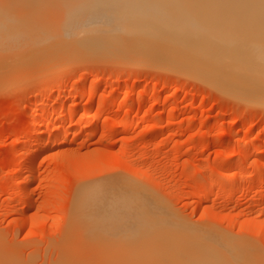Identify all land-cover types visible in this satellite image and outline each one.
<instances>
[{
    "label": "rangeland",
    "instance_id": "rangeland-1",
    "mask_svg": "<svg viewBox=\"0 0 264 264\" xmlns=\"http://www.w3.org/2000/svg\"><path fill=\"white\" fill-rule=\"evenodd\" d=\"M71 2L0 0V264H104L102 247L71 212L77 191L111 180L264 264L261 96L235 97L138 57L67 49L68 40L52 34ZM44 110L53 122L41 121ZM139 119L136 129L119 131Z\"/></svg>",
    "mask_w": 264,
    "mask_h": 264
},
{
    "label": "bare ground",
    "instance_id": "bare-ground-1",
    "mask_svg": "<svg viewBox=\"0 0 264 264\" xmlns=\"http://www.w3.org/2000/svg\"><path fill=\"white\" fill-rule=\"evenodd\" d=\"M70 7L61 27L52 34L66 39L64 44L68 40L71 46L67 48V43L64 50L111 55L121 61L138 57L196 76L229 95H258L262 99H256L264 102V0H72ZM96 90L92 88L89 94ZM66 92L73 93V88ZM37 116L32 114L34 119ZM39 116L42 122L54 120L48 119L45 110ZM91 117L80 122L86 124ZM139 123H125L118 129L121 133L136 129ZM47 144L32 151L23 172L38 160ZM250 145L256 150V144ZM24 182L25 188L32 181ZM116 182L84 187L72 200L77 210L71 214L79 212L76 221L90 229L92 239L88 236V241L102 247H96L101 250L96 253L104 264H254L243 249L177 223L137 189Z\"/></svg>",
    "mask_w": 264,
    "mask_h": 264
}]
</instances>
